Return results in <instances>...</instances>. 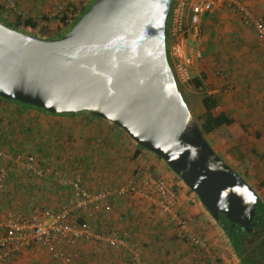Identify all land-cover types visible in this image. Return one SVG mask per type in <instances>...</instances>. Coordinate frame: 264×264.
<instances>
[{
	"label": "crops",
	"instance_id": "obj_1",
	"mask_svg": "<svg viewBox=\"0 0 264 264\" xmlns=\"http://www.w3.org/2000/svg\"><path fill=\"white\" fill-rule=\"evenodd\" d=\"M6 1L8 0H0V18L10 24L30 19L37 23L35 33L38 36L44 31L51 32L52 25L58 23L56 19L62 12L57 17L53 16L56 2L61 6L63 4L65 8L70 2H78V0H9L15 4L19 16L18 13H12L7 9ZM175 1L179 6L186 4L190 6L192 3L208 0ZM238 1L252 12L255 19L264 23V0ZM189 28L193 31L194 38H190L186 43L183 40L179 42L182 47V58L180 61L177 59L181 64L178 68L184 66L189 70L194 69L195 72L191 74L197 77L194 76L197 70H204L206 64L213 66L211 71L213 75L206 78L202 82V88H199L204 93L200 101L201 107H198L200 117L203 119L205 115L202 100L205 96H210L218 102L215 109L211 110L214 117L225 113L236 124L244 125L246 128L245 134L238 140L231 138L229 132L225 139H219L218 135L223 128H228L229 131V127L226 126L206 134L204 138L215 154L249 183L258 198L260 196L256 189L262 191L264 198V40L257 36L251 27L244 25L237 12L220 6L203 14L197 27L193 28L190 25ZM198 28L201 37L197 38ZM189 45L194 46L195 55L191 54ZM217 72L220 75H217ZM183 77H186V74ZM16 107L17 105L0 100V142L4 144L6 142L7 145L10 141V145L16 144L19 149V144L21 141V145L24 143L25 136L21 128H17L20 133L17 131L14 133V129L11 128H15L17 122L20 127L22 120L38 114L22 113L21 109L19 113H13L12 109L16 110ZM85 115L46 117L50 119L51 124L59 122L62 126L77 125L80 129L92 126L95 130H104L103 136H106L109 148V152L105 150L107 157L103 151L97 157L92 156L94 158L90 161L94 163L93 166L103 171L90 173L93 178H81L80 184L91 193L96 191L93 192L96 194L102 192L99 189L113 183L116 186L109 189L119 188L135 178L151 175L149 171L156 167L155 171L166 177L165 181L176 189L178 197L176 211L184 221L185 231L189 235H198L208 241L209 252L201 255L189 241L182 239L183 235L179 234L171 217L162 213L157 206L152 208L149 203L147 206L132 200L127 204V197L121 199L119 197L113 204L111 212L105 213L96 208L93 219L83 218L84 222L92 225L95 233L107 236L104 233L108 230L117 231L127 241L134 243L133 245L139 244L144 248L143 264H240L231 252L224 232L196 196L188 192L177 178H172L169 172H166L168 170H165L164 164L150 156L152 155L150 152H141L135 156L131 176L120 178L123 175L121 160L128 150L134 155L137 148H132L125 140L119 139L117 136L119 132L110 128L108 124ZM103 157H106V160ZM3 167L5 164L0 162V168ZM28 178L32 177L21 172L10 170L7 173L3 190L0 191V223L14 213L29 215L45 209L58 210L67 201L69 195L59 194L60 189L33 186L28 182ZM60 188L68 190L64 186ZM5 234L6 232L0 228V236ZM58 250L68 254L67 256L72 255L70 261L54 259L49 250L34 247L21 250L11 261L2 264H130L129 254L125 248L98 240H79L75 247L61 245ZM73 254L76 256L73 257Z\"/></svg>",
	"mask_w": 264,
	"mask_h": 264
},
{
	"label": "water",
	"instance_id": "obj_2",
	"mask_svg": "<svg viewBox=\"0 0 264 264\" xmlns=\"http://www.w3.org/2000/svg\"><path fill=\"white\" fill-rule=\"evenodd\" d=\"M172 0H96L60 38L0 23V98L49 114L88 113L159 157L217 222L251 232L256 193L211 149L166 52Z\"/></svg>",
	"mask_w": 264,
	"mask_h": 264
},
{
	"label": "built area",
	"instance_id": "obj_3",
	"mask_svg": "<svg viewBox=\"0 0 264 264\" xmlns=\"http://www.w3.org/2000/svg\"><path fill=\"white\" fill-rule=\"evenodd\" d=\"M7 9L12 13L18 12L15 4L6 1ZM53 16L57 17L65 10L64 5L55 4ZM231 9L237 12L244 25L251 27L257 36L264 40V23L253 17L247 7L241 5L238 0H208L202 3H192L190 7V25L198 26L199 19L206 12L217 7ZM172 53L182 58V47L176 43L172 47ZM0 162L7 167L0 168V191L3 190L7 173L12 169H19L24 173L42 179L47 178L49 171L38 165L33 156L26 154H9L0 150ZM59 184L68 185L70 194L67 201L58 210H41L25 215L14 213L4 222L0 228L6 232L0 236V263H7L23 249L39 247L49 250L54 259L70 261V257L58 250L61 245L75 247L79 240H98L111 245L125 248L130 255V264H143L141 250L135 245L127 244L123 236L117 231H112L107 236L95 233L91 224L84 222L83 218L93 219L98 208L105 213L111 212L113 204L119 197L126 193L136 194L157 205L160 211L171 217L179 234L186 236L193 247L206 253L209 252V244L204 239L189 235L185 231L183 219L176 211L178 201L174 188L163 179L147 175L139 179L131 180L124 187L108 189L96 194L86 191L80 184V180L64 181L57 179ZM81 220V224L78 223ZM75 257V256H73Z\"/></svg>",
	"mask_w": 264,
	"mask_h": 264
},
{
	"label": "trees",
	"instance_id": "obj_4",
	"mask_svg": "<svg viewBox=\"0 0 264 264\" xmlns=\"http://www.w3.org/2000/svg\"><path fill=\"white\" fill-rule=\"evenodd\" d=\"M86 10L87 9L83 10L82 13H80L79 17H77V18L72 20L70 28L78 21L80 16H82V14ZM71 17H72L71 10L69 8H66V10H64L62 12L61 16L56 19L57 22H58L57 26H56L57 30L60 29V26H64V25L66 26L67 23L70 22ZM42 21H43V19H42ZM9 26L10 27H8V26H6V27L11 28V29L16 30V31H19V32H21L23 34L31 35V34L35 33V29L37 27V23L32 21V20H30V19H26V20H23V22H17V23H14V24H9ZM23 31H27L28 33H25ZM42 34H46V32L44 31V32H42ZM63 35L64 34L57 35V36L51 37L49 39H57V38L62 37ZM165 36L167 37V26H166V30H165ZM216 74L220 75V73H218V72ZM199 84L200 83L197 82L196 85L199 86ZM0 100L8 102V103H11V104H14V105H17V107H16L17 109L16 110L12 109L13 113L17 114V113L20 112L19 109H24L25 111H27L29 113L31 111H34V112H36V114H38L37 116L31 117L30 119L26 118L25 120H22L21 121L22 123H21L20 127L11 128V129H14L13 131H15L17 128H21L22 129L21 132L25 136V142L26 143L30 142L32 144L29 148H26L28 150H25V149L23 150L22 149V150H16L15 152H11V150L9 149L11 147L10 143H9L10 141L7 142V145H6V142H5V144L0 142V150L4 151L6 153H9V154H21V153H23V154H26V155L33 156L35 161H36V163L38 165L42 166L43 169H46V170L49 171V174H48L47 178L39 179V178H36L34 176H30L29 174L24 173V172H22L21 170H19L17 168L16 169H14V168L11 169L12 172L13 171L21 172V173H24V174L28 175L29 177H32V178H28V180H29L28 182L31 185H33V186H42L45 189L50 188L49 187L50 184L54 185L55 187L56 186L57 187L64 186L70 192L71 191L70 187L68 185L59 184L57 182V179L60 178V177L64 181H73V180H76V179H79L81 181V179L78 178V177H74L75 174L72 177L73 179H71V180H68L66 177L65 178L62 177L63 174L60 173V172L61 171L66 172L67 171V168H68L67 167V163H68L69 166H77L79 163L82 162L81 160L86 158V156L81 154V152L88 150V152L90 153L93 149L97 150V151L93 150L94 155H92V153L89 154L88 157L90 159H92V158H94L92 156H96L97 157L99 155V153L103 152V150L106 147H108V140L106 139V136H103L104 130H101V129L100 130L102 131V134L100 136H96V137H98V139H96V138L93 139L92 150H91L90 147H86L85 145H84V147H86V149H84V147H83L84 150L81 149V147H79L78 149H75V150L74 149L69 150L70 149L69 146H67V144L64 145L62 140H60V141L57 140L58 138H56V140H55V142H56L55 145L50 146L48 144L45 147V146H43L44 142L42 140L31 141V140H29V137H28L30 132H32L34 134L33 128H34L35 123L37 122V118L36 117L44 115L45 119H46V117H50V118H61V117H64L65 118V117H72L74 115L86 114L85 116H88V117H90L92 119L99 120L100 122H103L105 124H108V126H110V128H112L113 130L121 132V130L119 128H117L116 126H114L113 124H111L109 122H106V121H104L102 119H99V118H97V117H95V116H93L91 114L85 113V112L77 113V114L53 115V114H49V113H47V112H45V111H43L41 109H38V108H35V107H31V106H26V105L20 104L18 102L7 101V100H3L1 98H0ZM217 104H218L217 100L215 98L210 97V96H207V97H205L202 100V105H203L204 110H205V115H204L203 124L199 128H200L203 136L208 134V133H211V132L215 131L216 129H218V128L222 127V126H226V127H229V135H230L231 138H233L234 140L240 139L245 134V131H246L245 126L241 125V124H238V123L236 124L234 122V120L229 118L225 113H220L219 115L214 117L211 114V110L215 109ZM49 121H50V119H49ZM28 122H30L29 126H28ZM51 125L54 126L56 130H57L58 127H60L61 135L62 134H64V135L69 134L68 135L69 137H73V136L75 137V135H78V134H79V137H81L82 134H80V130L81 131L82 130H87V129H90V127L93 128L92 126H89V127L85 126L86 128H81L80 129V128H78L77 125H71V126L65 125V126H62V125L59 124V122L52 123ZM96 130H98V129H96ZM108 131H110V130H108ZM36 141H38V142H36ZM6 146H8V147H6ZM136 147H137V152L133 155L134 158L139 153L146 151V150H144L143 148H141L139 146H136ZM54 149L60 151V155H61V156L59 155L60 157H58V156H56L54 154L55 153ZM36 151H38V152H36ZM71 151H73V154H72ZM56 159H58V160H56ZM62 159L65 162H63ZM50 162L54 163L53 164L55 166L54 169L52 168V166L48 167V164ZM89 166H91V165L89 164ZM92 166H93V162H92ZM5 167H7V166H5ZM88 176H90V175H88ZM81 178H82V176H81ZM50 180H52V181H50ZM82 187L84 188L83 185H82ZM84 189L86 191H88L86 188H84ZM78 223L81 224V220ZM216 224L224 232V235L227 238V240H228L232 250L234 251L237 259L239 260L240 264H264V200H260L259 198L257 200V203L255 205L254 219H253L252 226H251V232H248L246 229H244V228H242L240 226L232 227L231 224L222 215H219V220L216 222ZM111 232H112L111 230H108L104 234L108 235ZM124 239H126V238H124ZM182 239H185V240L189 241V239L186 236H183ZM126 242H127V244H131V245L134 244V243L133 244L130 243V241H127V239H126ZM136 245L141 250V257H142L141 260H142L143 259V249L144 248L142 246H140L139 244H136ZM196 251L199 254L204 255L203 254L204 252H202L200 250H196ZM128 254H129V252H128ZM73 256H76V255L73 254ZM129 258H130V255H129Z\"/></svg>",
	"mask_w": 264,
	"mask_h": 264
},
{
	"label": "rangeland",
	"instance_id": "obj_5",
	"mask_svg": "<svg viewBox=\"0 0 264 264\" xmlns=\"http://www.w3.org/2000/svg\"><path fill=\"white\" fill-rule=\"evenodd\" d=\"M95 1L96 0H78V2H74V3L70 2L69 5L66 3L68 5L66 8H69L71 10V14H72V17L70 19V22H68L66 26L65 25L64 26H60V29H58V30L55 29L54 30V28L56 27V24H57V23H55V24L52 25L53 30L51 32L48 31L49 33H46V34L40 33L41 36H38V34H36V33H33L31 35L33 37H37V38L40 37V39H49V38L54 37V36H57V35L65 34L70 29V25H71L72 20L75 19V18H77V17H79L80 13H82L83 10L88 9ZM66 8H65V10H66ZM189 10H190V7L188 6V4L183 5V6H179L178 3H177V1H175V0H172L171 1L169 13H168L167 20H166V26H167V37L165 36V38H166V52H167L168 62L170 64V67H171L172 72L174 74V78H175V81H176L178 90L180 91V93H181L184 101L187 102L188 108L190 109V111H191V113L193 115V118H194L196 124L198 125V127H201V125L203 124L204 118L202 119L200 117L199 108L201 107L200 101H201V97L204 95V93L199 88H202V82L205 81L206 78H208V77H210V76L213 75L211 73V71L213 70V68H212L213 66L206 64V66L204 67V70H197V74L194 75V76H197V77H193L191 73H194L195 72L194 69L189 70L188 67H184V66H182V68L179 69L178 67L181 64L177 61V59L180 61L181 58L176 57L172 53V47L174 45H176V43H178V42H180L182 40L186 43V42H188V40L190 38L193 37V31L189 30L190 29L189 28L190 27V15H191L190 14L191 12H189ZM6 11H8V10L6 9ZM0 23L2 25H4V26L10 27L9 26L10 23H7L6 21H3V19H1V18H0ZM187 24L189 26H187ZM199 28H198L197 36L195 35L197 38L198 37H201V31H199ZM23 32L28 33L27 31H23ZM41 37H43V38H41ZM189 47H190V51H192L191 54L192 55H195L194 46L193 45H189ZM187 48H188V44H187ZM202 58H203V56L201 54V60H202ZM197 67H199V64L197 65ZM223 73L225 74V72H223ZM184 74H186V77H183L182 78V76ZM221 75H222V72H221ZM197 82L200 83L199 86L196 85ZM205 97H207V96H205ZM21 110H23V111H21L22 113L27 112L24 109H21ZM31 112H34V111H31ZM28 116H31V115H28ZM36 118H37V122L35 123L34 128H33L34 134L32 132H30L29 135H28V137H29V140H31V141H34V140H42L44 142L43 143V146H45V147L48 144L50 146L55 145L56 144L55 140H56V138H58L57 140H59V141L62 140L63 143H64V145L67 144V146H69V148H70V149L68 148L69 150H71V149H74L75 150V149H78L79 147H81V149H83L84 145L86 147H90L91 150H92V147H93V145H92L93 139L94 138L98 139V137H96V136H100L102 134V131L100 129L95 130L94 128H91L90 127V129H87V130H82V131L80 130V134H82L81 137H79V134L78 135H75V137L74 136L73 137H69L68 136L69 134H67V135L62 134L61 135V129H60V127H58L57 130H56L55 127L51 125L49 119H45L44 118V115L38 116ZM29 125H30V122H28V126ZM16 127H18L17 123H15V128ZM16 131H17V129L15 131H13V132L15 133ZM17 132L20 133V131H17ZM117 132H119V135H117V136H119V139L125 140V142H127L128 145L131 146L132 148H137L136 147L137 145L129 137H127V135L122 130H121V132L120 131H117ZM228 132H229L228 131V128H223L222 131H221V133H220V135H218L219 139H221V140L222 139H225L226 135H228ZM205 136L206 135H204V137ZM21 142L19 144V147H20L19 149H17L16 144L10 145L11 147L9 149L11 150V152H15L16 150H21V149L28 150L26 148H29L32 145L30 142L26 143L25 141L21 145ZM36 142H38V141H36ZM86 147H84V149H86ZM93 150H95V149H93ZM93 150L90 153L88 152V150L81 152V154L85 155L86 158H84L83 160L80 159L82 162L79 163L77 166H69L68 163L66 162L68 168H67V171L66 172H63V171L60 172V173L63 174L62 177H64V178L65 177L66 178H72L74 176V174H75L74 177H78L80 179H81V176H82V178H93L92 176H88L89 173H95V172L98 173L99 170L103 171L102 169H97L95 166H92L91 165L92 162H90L91 159L88 156L91 153H92V155H94ZM105 150H108L107 152H109V148L107 147V148H105L103 150L104 151V156L106 155V157H107V154L105 153ZM54 151H55L54 154L56 156H58V157L61 156L59 150L54 149ZM36 152H38V151H36ZM71 152L73 154V151H71ZM145 152H147V151H145ZM150 156H152L153 158H155V160H157L159 163L164 164V166L166 168L165 170H168L166 172H169V174H170V176L172 178H177L175 176V174L166 166V164L159 157H157L154 154H152ZM106 157H103V158L106 160ZM56 160H58V159H56ZM133 160H134L133 153L130 150H128L125 153V157L121 160V171H122L121 174H123V175L120 178H124V176H127V175H130L131 176L132 167L134 166ZM62 161L65 162L63 159H62ZM53 164L54 163H51L50 162L48 164V167H51L52 166V168L54 169L55 166ZM89 164L91 166H89ZM104 169H107V168H104ZM156 169L157 168L154 167V170H150L149 171L150 174L153 175V176H155V177H157V178L163 179L165 181L164 178H166V177H164L160 173H157L155 171ZM242 179H244V178H242ZM177 180H179V179L177 178ZM244 181H245V179H244ZM179 182H181V181L179 180ZM168 184H170V183H168ZM247 184L249 186V183H247ZM117 185H119V184H117ZM114 186H116V184L113 183V184H111L109 186H105L103 189L104 190H107L110 187H114ZM49 187L50 188H53V190L60 189L59 190V194L64 195V196L69 195L70 192H71L70 191L69 194H68V190L62 189V188L57 187V186L55 187L54 185H51V184H50ZM121 187H124V186L122 185ZM103 189L101 188L99 190L103 191ZM174 190L176 191L175 188H174ZM256 190L258 191V195L260 196L259 198H261V200H264L262 191L260 189H256ZM89 192L91 193V191H89ZM93 192H96V191H92V193ZM188 192H191V191L188 190ZM122 197H124V198L127 197L128 198V199H126L127 204L129 202V200H132L135 203H140V204L144 203L147 206L150 204L149 206L152 207V208L153 207L156 208V206H157L155 203H153V202H151L149 200H146V199H144L141 196L136 195V194L134 195V194H131V193H126ZM122 197H120V199ZM202 239H204V238H202ZM230 250L235 255V253L232 250L231 246H230ZM69 257H71V255Z\"/></svg>",
	"mask_w": 264,
	"mask_h": 264
}]
</instances>
